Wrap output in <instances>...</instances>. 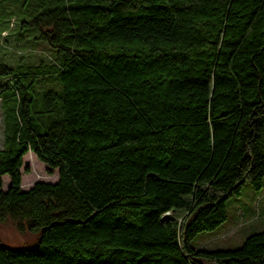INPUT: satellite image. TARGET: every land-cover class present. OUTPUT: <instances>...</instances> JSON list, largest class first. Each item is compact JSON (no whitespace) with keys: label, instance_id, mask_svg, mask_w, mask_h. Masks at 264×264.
<instances>
[{"label":"trees","instance_id":"obj_1","mask_svg":"<svg viewBox=\"0 0 264 264\" xmlns=\"http://www.w3.org/2000/svg\"><path fill=\"white\" fill-rule=\"evenodd\" d=\"M6 3L51 52L0 60V224L30 237L0 264H264V229L190 243L263 184L264 0ZM29 150L57 180L21 189Z\"/></svg>","mask_w":264,"mask_h":264},{"label":"rangeland","instance_id":"obj_2","mask_svg":"<svg viewBox=\"0 0 264 264\" xmlns=\"http://www.w3.org/2000/svg\"><path fill=\"white\" fill-rule=\"evenodd\" d=\"M15 10L10 3H6V7L0 6V60L12 66L37 63L39 60L48 61L51 51L43 41L33 39L32 33H26V36L20 35L23 30L20 19L16 21V26L9 24ZM18 17H21L20 13H18ZM3 29L8 33L5 34ZM2 125L0 109V146L2 144ZM31 153L33 152L29 150L23 155L19 169L20 187L23 190L32 186L35 181L54 182L57 179V168L49 167L40 161L34 153L33 156ZM25 168L28 169L26 172ZM36 172L41 176L36 178L34 176ZM1 178V187L5 190L10 182L9 175L5 173ZM225 208L226 217L219 225L210 230L199 231L190 239L193 247L205 249L235 247L248 234L264 229V175L260 188L254 189L246 182L238 194H233L225 200ZM14 227L13 222L5 221L0 224V235L9 238L10 241H16V243H20L23 238L30 239L28 234L24 235Z\"/></svg>","mask_w":264,"mask_h":264},{"label":"bare ground","instance_id":"obj_3","mask_svg":"<svg viewBox=\"0 0 264 264\" xmlns=\"http://www.w3.org/2000/svg\"><path fill=\"white\" fill-rule=\"evenodd\" d=\"M28 154H29V153H28ZM31 155L33 156L34 154L31 153ZM34 176L37 178V177H40L41 175H40L39 173L36 172V173L34 174Z\"/></svg>","mask_w":264,"mask_h":264},{"label":"crops","instance_id":"obj_4","mask_svg":"<svg viewBox=\"0 0 264 264\" xmlns=\"http://www.w3.org/2000/svg\"><path fill=\"white\" fill-rule=\"evenodd\" d=\"M57 178H58V175H57ZM57 180V179H56Z\"/></svg>","mask_w":264,"mask_h":264}]
</instances>
